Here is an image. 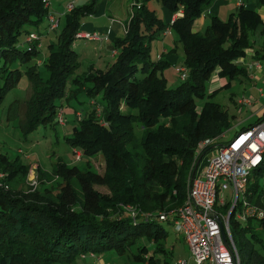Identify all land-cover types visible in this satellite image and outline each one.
I'll list each match as a JSON object with an SVG mask.
<instances>
[{"label":"trees","instance_id":"1","mask_svg":"<svg viewBox=\"0 0 264 264\" xmlns=\"http://www.w3.org/2000/svg\"><path fill=\"white\" fill-rule=\"evenodd\" d=\"M136 1L126 31L109 44L115 56L106 69L89 64L84 74L72 76L79 54L71 43L83 15L94 3L74 5L65 12L55 39L43 42L42 30L38 32L40 45L38 40L26 39L28 46L22 47L21 35L32 31L26 23L37 24L48 6L44 0H0V103L25 72L31 94L26 121L21 125L27 132L57 121L56 111L63 108L62 100L81 90L89 99L102 103L101 119L106 121L101 123L96 104L89 101L88 109L65 136V141L80 148L86 158L102 151L105 166L101 173L89 169L85 157L82 165L58 161L50 171L40 167L42 186L26 191L20 184L25 181L28 163L18 155L14 158L0 151V264H73L80 253L93 251L100 255L107 249L122 253L132 250V243L141 235L155 241L164 237L167 230L161 220L132 218L123 212L120 203L154 212L178 206L186 194L197 143L231 127L227 108L209 99L197 108L195 97L205 96L206 81L215 71L226 78L223 85L240 74L246 75L237 59L248 50L251 57L264 58V8L260 11L241 4L226 20L209 12L203 29L194 31V19L213 0H160L173 12L182 7V14L170 23L150 9L147 0ZM260 6L264 7V0ZM168 26L174 28L183 46L181 67L186 69V76L174 87L167 85L163 74L172 62L166 56L173 48L161 56L150 54L152 39ZM257 28L262 36L258 46L252 39ZM42 46L47 50L42 64L29 62ZM69 80L74 86L68 85ZM263 116L264 110L255 121ZM212 145L204 149L208 151ZM47 172L64 177L58 191L45 184L43 176ZM263 172L264 154L251 172L244 193L249 202L264 208V187L258 179ZM70 175L79 179L84 191L82 201L70 181L66 182ZM94 180L110 189L107 197L92 187ZM229 205L221 210L227 211ZM116 212L124 214L112 217ZM235 212L236 208L229 226L239 264H264V214L242 220L235 217ZM158 248L163 247L158 244ZM146 252L143 243L134 250L137 258L160 264Z\"/></svg>","mask_w":264,"mask_h":264},{"label":"rangeland","instance_id":"2","mask_svg":"<svg viewBox=\"0 0 264 264\" xmlns=\"http://www.w3.org/2000/svg\"><path fill=\"white\" fill-rule=\"evenodd\" d=\"M49 1L50 4H52V7L60 6V4L65 5L67 2V0ZM239 1L244 2V4L246 3L245 7L247 8H253L254 6L259 7L261 4V0ZM135 2L137 1L74 0V4L76 6H85L86 4L94 3L92 9L83 15L82 21L79 23V29L85 31H92V29H94L100 34L103 33L101 34L103 40L110 39L109 42L112 43V32H114V29H110L114 24H110L109 20L107 19L114 16L117 17V19L124 21L128 17V22L131 16L132 7ZM233 2H235V0H213L208 8L210 12L218 15V17L222 20H226L229 18L231 12H235L237 10ZM44 3L46 5V0H44ZM146 4L150 9H153L158 16L162 17L165 22H171L169 17L173 11H171L166 5H163L160 0H147ZM179 7L182 9L181 6ZM205 15L207 19L206 21L208 22L209 14L205 13ZM60 19V25L56 30L49 28L47 29L48 20L45 18V16L37 24L26 23L25 27L28 30H36L38 32L43 30L44 34L42 33V40L45 42L49 38L55 39L58 29L64 22V17L62 15H60ZM127 22H124V26L126 28ZM165 31L166 33L169 32L167 37H165L164 34L163 36L159 35L152 39L150 54L152 57L160 56L163 47H166L168 50L173 48L172 52L168 54V56L171 55L170 60L172 62L163 69V74L167 78V85L174 87L182 80V70L180 67L184 59V49L181 42L178 40V36L174 28L168 26ZM77 33L78 31H76L75 35H77ZM108 33L110 38L107 35ZM26 34V32H23L20 37L19 45L22 47L28 46ZM252 39H254V44L257 46L262 43V36L259 33V28L254 31ZM103 40H87L81 38L80 36H75L71 44L72 47L78 51L79 64L72 76L84 74L88 70L89 64H96L102 69H106L109 63L107 62V65H105V60H112L113 57L111 58V56L113 55H110V48H106L105 44H103ZM102 44L103 48L102 50H99ZM38 50L39 51L37 54L34 55L29 62L41 63V61L44 60L47 51L46 46H42V48ZM247 59V57L243 58V62H246ZM20 66L24 67V64H21ZM40 68L43 69V65H41ZM223 84L222 87L213 91L209 90L210 80L206 81V94L203 97H195V103L196 107L200 108L204 100L209 99L220 103L225 108H227L230 121L232 123L231 127L227 130V138H229L237 130L248 126L250 123H254L257 116L262 114L263 109H260L258 113L249 114V108L235 104V99L249 97L251 96L250 93H252L250 88L251 82L246 77H244V75L240 74L237 78L232 79L229 84ZM260 84L263 87L262 83ZM68 85L71 87L74 86L70 80L68 81ZM30 94V81L28 80L27 74L22 72L18 81L12 88L8 90L2 102L0 103V151L8 153L11 157H16L18 155L21 160L28 163L25 181L24 183L20 184V187L26 191H33L35 189L38 190V187L42 186V184H40V179L42 178L40 177L41 173L39 172L40 167L43 171H50L52 166H55L58 161L64 163V160H66L70 164L78 165H82V163H84L86 156L82 153L80 148L76 147L81 155V157L76 158L74 147L70 146V144L65 141V136L70 135L72 126L78 122L77 118L81 116V113L84 114L86 109H88L89 101L96 105L100 104L102 108V103L96 102L95 98L93 97H90L89 99V96L83 90H81L76 96L72 95L62 100V106L64 110L63 116L65 117L64 123H59L56 121V119H54L52 124H40L33 130L27 132L24 126L22 128L21 123L26 121V112L28 109L27 99ZM121 107L122 110H125L124 105ZM96 111L97 114H99L98 117L101 123H106V121L101 119L103 116L101 109ZM87 158L89 169L96 170L100 173L103 171L105 159L102 151L99 150L93 154H89ZM207 158V154L205 153L199 162L197 172H199L205 166ZM30 173H33V177H29ZM2 174L3 173H0V175ZM62 178L64 177H57L55 173L48 172L47 175L43 176L45 184L49 186L50 190L54 192L58 191L60 185L64 183ZM32 179H35V182H31ZM65 179L66 182L70 181L72 188H75V193L77 196H79L77 198L82 201L84 197V191L82 186L79 184V179L71 175ZM258 179L260 185L264 187V172L259 174ZM92 187L99 194H103L104 196L106 195V197L110 193V189L106 186V184L99 180H94ZM66 189L67 192H70L68 191L70 190L69 187ZM66 189L64 188V190ZM228 191L229 190L226 192ZM108 209H110V207ZM122 214L124 213L116 212L112 213L111 216L118 218L122 217ZM161 223L167 230V234L164 237L155 241L147 238L145 235H141L136 238L134 243H132V250L126 249L122 253H118L114 249H107L100 253V261L102 259V262L107 264H155L148 263L147 260H143L135 256L134 250L136 249V246L143 243L145 245V250L147 251L146 254L152 255L154 259H157V261L160 262V264H173L177 258L189 259L190 263L188 264H193V261L190 258L189 247L183 235L176 232L171 222L161 220ZM158 244H160L163 248L156 249ZM94 260V257L90 255H87L86 257L76 256L73 260V264H92Z\"/></svg>","mask_w":264,"mask_h":264},{"label":"built area","instance_id":"3","mask_svg":"<svg viewBox=\"0 0 264 264\" xmlns=\"http://www.w3.org/2000/svg\"><path fill=\"white\" fill-rule=\"evenodd\" d=\"M239 3L242 2L239 1ZM46 5L48 10L45 18L48 20V28L55 29L60 24V14L49 9V0H46ZM74 5V0L67 1L63 13L71 10ZM123 27L125 32L124 24ZM40 36L38 31L32 30L27 34L26 39L38 40L37 45H40ZM77 36L93 40L103 39L95 30H79ZM246 55H249V50L245 57ZM243 57H239L237 61L248 64L252 69L248 74L255 79V72L263 67L261 59L250 57L252 59L243 62ZM180 69L182 70L181 78H184L186 69L184 67ZM216 75H218L217 71L212 77ZM258 91H262L261 86L258 87ZM251 101V97L239 99L242 103ZM100 109V104L96 105V110ZM56 118L59 123H64L62 107L57 109ZM228 129L216 137H206L197 143L193 163L204 150L208 157L207 162L199 172L196 169L193 176L191 172L189 173L186 194L178 206L154 212L143 211L131 203L120 204L123 212L132 218L140 216L145 220L158 219L171 222L176 232L183 235L194 264H239L238 251L229 226V211L231 207L236 208L235 217L242 220L249 216L260 217L264 214V208L249 202L244 193L252 170L263 159L264 116L247 127L237 130L229 138H227ZM212 143L213 145L206 151L207 149H204L206 145ZM74 150L76 158L81 157L76 147ZM32 175L33 173H30L29 177H33ZM31 182H35V179ZM227 190L229 191L226 192ZM262 199L264 200V197ZM227 203L230 204L229 208L227 211H222V206ZM222 230L225 232V238L222 236ZM87 255L94 257L92 264H107L100 261V256L93 251L80 253V257ZM188 263H190L189 259L177 258L173 264Z\"/></svg>","mask_w":264,"mask_h":264},{"label":"crops","instance_id":"4","mask_svg":"<svg viewBox=\"0 0 264 264\" xmlns=\"http://www.w3.org/2000/svg\"><path fill=\"white\" fill-rule=\"evenodd\" d=\"M67 1H69V0H67ZM233 3L235 4L236 7H238L241 4H243V5L246 4V3L244 4V2H242L240 4L239 0H235V2H233ZM51 5L52 4H50V1H49V9H51L55 13H58V15L60 14V15H62L64 17V14H63V10H64V7H65L64 4H60V6H54V7H52ZM255 7L257 8V10H260V11H263V8H264L263 6H259V7L255 6ZM209 12H210V10H209V8H207L198 17H196L194 19V21L192 23V30L196 31V30H202L203 29L204 25L207 23V21H206L207 19H206L205 13L209 14ZM181 14H182V9L180 8V9L176 10L175 12H173L170 15V17H169L170 21H172L175 16L181 15ZM107 20H109L110 24L111 23H112V25L114 24L111 27V29H110V30L114 29V32H112V36L113 37L122 36L124 34V32H123V24H124V22H127L128 17L124 21H122L121 19H117V17H114V16L108 18ZM60 22H61V19H60ZM79 30H81V29H79ZM92 30H94V29H92ZM101 34H103V33H101ZM110 34H111V32H110ZM164 34H165V37H167L169 32L166 33V31H163L160 35L163 36ZM107 35L109 37V33ZM81 38H83V37H81ZM83 39H86V38H83ZM87 40H90V39H87ZM91 40H93V39H91ZM109 41H110V39L103 40V44H105L106 48H108V49L110 48V46H109L110 42ZM103 44L101 45V48L99 50H102ZM109 50L111 51L110 55H113V56H111V58L112 57L114 58V56H115L114 50L111 49V48ZM167 50L168 49L166 47L162 48V52L163 51H167ZM160 56H161V54H160ZM170 56L171 55H169V56L167 55L166 57L168 59H170ZM246 57L248 58L247 61L252 59V58H250L251 57L250 55H246ZM243 58H245V56ZM107 62L110 63L111 60H107L106 59L105 60V65H107L106 64ZM261 62H262L263 67H262V69L260 71L255 72V75H256L255 79L251 78L249 76V74H248L252 70L251 67L248 66V64L242 63V65L245 67V71H246V75H244V77H246L251 82L250 88H251L252 93H250L251 96H249V97L252 98V101L250 103H242V102H239L240 98H238V99H235L234 102L237 105L246 106L247 108H249V111H248L249 114L258 113V111L260 109L264 110V58H261ZM93 66L97 67V68H101V67L97 66L96 64H93ZM225 80H226L225 77H223V76L220 77L219 75H216V76L212 77L210 79V89L209 90H213V89L219 87L224 82H226ZM260 83H262L263 87L261 86ZM260 86L262 87V91L261 92L258 91V87H260ZM101 261H102V259H101Z\"/></svg>","mask_w":264,"mask_h":264},{"label":"water","instance_id":"5","mask_svg":"<svg viewBox=\"0 0 264 264\" xmlns=\"http://www.w3.org/2000/svg\"><path fill=\"white\" fill-rule=\"evenodd\" d=\"M204 153H205V150L202 151V152L197 156V158H196V160H195V163H194V166H193V168H192V170H191V176L194 175V173H195V171H196V169H197V166L199 165V162H200L202 156L204 155ZM232 210H233V207H231V209H230V211H229V215H231ZM222 236H223V238H225V232H224V230H222Z\"/></svg>","mask_w":264,"mask_h":264}]
</instances>
